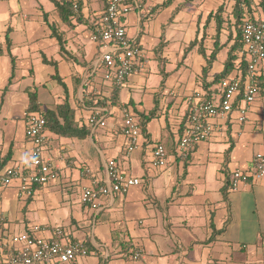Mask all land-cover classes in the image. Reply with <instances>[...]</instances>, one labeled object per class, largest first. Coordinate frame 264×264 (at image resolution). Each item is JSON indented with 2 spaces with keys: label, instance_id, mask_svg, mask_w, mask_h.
<instances>
[{
  "label": "crops",
  "instance_id": "1",
  "mask_svg": "<svg viewBox=\"0 0 264 264\" xmlns=\"http://www.w3.org/2000/svg\"><path fill=\"white\" fill-rule=\"evenodd\" d=\"M82 1V18L72 20L71 27L60 20L52 1V8L41 3L35 11L10 7L4 13L0 239L31 232L34 225L59 226L67 241H80L89 251L73 264H264V178L252 177L237 190L227 185L233 171H251L254 155L264 150V93L259 92L245 122L238 119L243 105L240 94L235 109L214 120L212 136L197 144L187 159H179L177 151L187 122L188 98L197 91L220 95L219 82H211L223 71L235 42L236 0H172L169 4L143 0L125 21L128 36L146 51L148 61L121 87L97 77L100 70L103 73L98 64L100 49L90 39L108 0ZM249 2L252 13L245 9L244 14L264 15V0ZM220 8L225 22L218 31L215 13ZM17 17L22 36H18ZM49 24L64 35L65 52ZM216 40L221 49L204 77L207 60L198 49L202 45L210 54ZM237 54L229 76L246 73L242 54ZM44 58L56 62L57 68ZM56 71L65 86L54 78ZM29 92L36 93L42 109L56 110L68 100L74 124L87 128L95 98L101 96L107 126L89 130L85 137L47 129L44 156L59 166L58 179L36 186L24 197L17 182L3 184L2 174L8 165L26 167L31 160L32 144L26 135ZM122 104L142 130L140 146L129 156L126 138L119 131ZM156 120L157 131L152 125ZM158 142L169 155L162 168L150 162ZM111 158L123 173L140 178L141 184L126 193L101 196L94 205L84 204V188L108 180L106 163ZM39 235L49 237L51 231Z\"/></svg>",
  "mask_w": 264,
  "mask_h": 264
},
{
  "label": "built area",
  "instance_id": "2",
  "mask_svg": "<svg viewBox=\"0 0 264 264\" xmlns=\"http://www.w3.org/2000/svg\"><path fill=\"white\" fill-rule=\"evenodd\" d=\"M5 1V0H0ZM143 0H108L97 27L90 35L91 41L99 46L98 64L103 77L121 87L128 77L139 73L148 61L146 51L136 39L127 34L125 18L133 10L141 8ZM244 51L248 59L245 75L228 76L219 82V97L208 96L197 91L188 98L186 126L178 138L177 151L181 160L188 158L197 144L214 133V120L224 118L237 106V98L243 95V105L238 108L239 121L245 122L251 106L259 97L257 76L264 72V15L251 19L244 14L242 21ZM96 106L87 119L90 132L107 126L104 98H95ZM122 122L119 131L126 138V155L140 146L141 126L127 105H121ZM264 115V113H263ZM46 119L39 113H26V135L32 147L29 165H8L4 168V185L17 182L21 196H30L36 186L47 185L58 179L59 166L44 156L48 143ZM165 146L158 142L153 147L150 162L157 168L165 167L169 158ZM108 180L84 188L81 200L94 205L101 196L126 193L131 187L141 184L138 177L123 173L115 159L106 163ZM252 177L264 178V150L257 152L252 160L251 171L235 170L231 174L230 188L237 190ZM34 225L31 232L11 234L0 239V264H73L78 256L88 255V249L77 240L67 241V234L59 226ZM51 231L49 237L39 233ZM136 257L140 253L135 254Z\"/></svg>",
  "mask_w": 264,
  "mask_h": 264
},
{
  "label": "trees",
  "instance_id": "3",
  "mask_svg": "<svg viewBox=\"0 0 264 264\" xmlns=\"http://www.w3.org/2000/svg\"><path fill=\"white\" fill-rule=\"evenodd\" d=\"M54 5L55 9L58 13V16L63 23L69 27L73 25L72 20H80L82 18L81 15V9H82V0H51ZM172 0H168L165 4H169ZM108 2V1H107ZM107 6V4H106ZM105 6V8H106ZM104 8V10H105ZM251 12V3L249 0H236L235 7L233 10L234 19H235V26L237 28L236 30V36H235V42L231 45L227 59L224 63V69L222 72L215 75L213 81L211 84L220 82L222 79L228 77L230 73L233 71L235 66V61L237 59V56L239 52L242 54V68L244 69V72L247 71L248 67V59L246 57V53L244 51V41H243V33H242V21L244 17V10ZM222 8H220L216 13V21H217V29L218 31L221 30V26L224 25V18L221 17ZM103 13V12H102ZM46 14V13H45ZM102 15V14H101ZM251 19L256 18L255 16H249ZM47 20V15H46ZM52 35L56 37L59 41L61 50L65 52V38L64 35L58 30V28L54 24H49ZM219 41V40H218ZM191 45V47H193ZM221 47L219 46V43H215L214 48L212 49L211 53L208 54L206 49L201 45L199 47V52L206 57L207 65L203 69V74L205 77V74L207 73L208 69L211 67L212 62L216 59V56L219 52ZM1 52V48H0ZM44 61L46 63H52L57 68L56 62L48 61L46 58H44ZM243 74V73H242ZM244 73L243 75H245ZM54 78H57V80L62 83L63 86L65 84L61 80V77L59 76V73L56 71V74L54 75ZM205 79V78H204ZM256 84L259 88V91L261 93H264V72L257 76ZM206 85V84H205ZM29 104H28V113H39L43 115L46 119V128L59 134L62 136H77V137H85L87 134H89V129L85 126H78L74 124V121L71 118V107L69 105L68 100H66L64 103L59 104L56 110L51 109H42L40 103L38 102L37 95L35 92H29ZM150 116H153L150 115ZM148 118V116L146 117ZM142 125V123H141ZM227 185H230V179L227 178ZM30 231V230H29ZM134 251V250H133ZM132 251V255L135 256L136 252L134 253Z\"/></svg>",
  "mask_w": 264,
  "mask_h": 264
},
{
  "label": "rangeland",
  "instance_id": "4",
  "mask_svg": "<svg viewBox=\"0 0 264 264\" xmlns=\"http://www.w3.org/2000/svg\"><path fill=\"white\" fill-rule=\"evenodd\" d=\"M41 3H43V6L44 8H52V2L49 1V0H5V1H1L0 2V28H3V26H5L6 22L5 21L6 19H4V13L8 14L9 11H10V7L12 8V10H20L21 8L22 9H27V8H31L32 10H37L38 9V6L41 5ZM95 6H93L94 8ZM89 10L88 8H85L84 9V13L85 14H88ZM36 13L34 14H31V17L35 19L36 17ZM19 23H16L18 25V36H22L24 33L21 29V18L17 17L16 19ZM0 36L1 38H4L5 37V33L0 31ZM101 75L103 76V73H102V70H100L98 73H97V77H100L101 78ZM104 78V77H103ZM159 121L156 120L153 122V130H158L159 129Z\"/></svg>",
  "mask_w": 264,
  "mask_h": 264
}]
</instances>
